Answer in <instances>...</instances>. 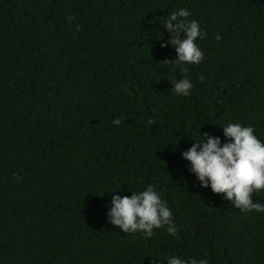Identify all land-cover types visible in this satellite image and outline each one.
Here are the masks:
<instances>
[{
  "label": "trees",
  "instance_id": "trees-1",
  "mask_svg": "<svg viewBox=\"0 0 264 264\" xmlns=\"http://www.w3.org/2000/svg\"><path fill=\"white\" fill-rule=\"evenodd\" d=\"M180 9L207 33L187 97L163 62ZM229 122L264 143V0H0V264H264V212L202 187L183 158L204 133L222 146ZM150 184L176 236L111 224L112 197Z\"/></svg>",
  "mask_w": 264,
  "mask_h": 264
},
{
  "label": "clouds",
  "instance_id": "clouds-1",
  "mask_svg": "<svg viewBox=\"0 0 264 264\" xmlns=\"http://www.w3.org/2000/svg\"><path fill=\"white\" fill-rule=\"evenodd\" d=\"M191 13L180 9L168 15L162 22L164 28L173 33L170 43L176 50L175 61L164 60L179 68L183 79L171 81L175 94L189 96L194 87L187 78L186 64H200L204 53L196 43L203 39L207 33L200 30L196 20H188ZM69 20L74 17H68ZM175 21V24L173 23ZM77 31L80 26L77 25ZM183 33V36L181 35ZM221 36L217 34L215 40ZM161 44V47H166ZM200 82L204 81L201 75ZM131 95V93H129ZM120 119L113 121L119 126ZM155 123L149 119L148 124ZM223 128L226 142L221 146L219 137H212L204 133V140L195 141L190 149L183 152V158L191 162L190 171L195 173L201 186L209 185L213 193L226 194V199L242 212H264V204L252 200L255 192L264 190V143L254 134L251 126H242L240 123H227ZM111 210L108 218L112 225L118 226L126 234L137 232L146 238H151L155 229L167 226L170 235H177V227L173 223V214L167 203L161 198L155 185H148L145 190L132 192L131 196L115 195L111 200ZM168 264H208L206 259L195 258L185 261L178 256L167 257Z\"/></svg>",
  "mask_w": 264,
  "mask_h": 264
}]
</instances>
